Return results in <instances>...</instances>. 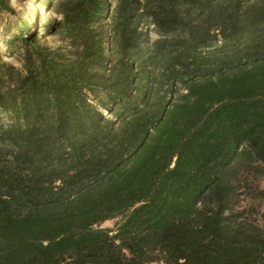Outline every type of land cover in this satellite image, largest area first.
Listing matches in <instances>:
<instances>
[{"label": "trees", "instance_id": "1", "mask_svg": "<svg viewBox=\"0 0 264 264\" xmlns=\"http://www.w3.org/2000/svg\"><path fill=\"white\" fill-rule=\"evenodd\" d=\"M52 11L0 59V264H264V0Z\"/></svg>", "mask_w": 264, "mask_h": 264}, {"label": "rangeland", "instance_id": "2", "mask_svg": "<svg viewBox=\"0 0 264 264\" xmlns=\"http://www.w3.org/2000/svg\"><path fill=\"white\" fill-rule=\"evenodd\" d=\"M58 0H4L8 8L0 5V59L15 67H20L21 45L18 39H13L17 34L19 22L26 27H33L37 38L49 46L57 44L56 37L50 35L44 28L52 17V5ZM114 5L115 0H111ZM261 187L264 182H260ZM114 221L105 222L102 227H112Z\"/></svg>", "mask_w": 264, "mask_h": 264}]
</instances>
